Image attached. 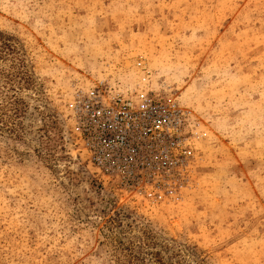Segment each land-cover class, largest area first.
I'll list each match as a JSON object with an SVG mask.
<instances>
[{"label": "rangeland", "instance_id": "obj_1", "mask_svg": "<svg viewBox=\"0 0 264 264\" xmlns=\"http://www.w3.org/2000/svg\"><path fill=\"white\" fill-rule=\"evenodd\" d=\"M93 89L179 120L134 176ZM0 264H264V0H0Z\"/></svg>", "mask_w": 264, "mask_h": 264}, {"label": "built area", "instance_id": "obj_2", "mask_svg": "<svg viewBox=\"0 0 264 264\" xmlns=\"http://www.w3.org/2000/svg\"><path fill=\"white\" fill-rule=\"evenodd\" d=\"M74 117L93 161L124 176H134L155 146L173 140L179 122L170 105L151 95L109 98L100 89L78 97Z\"/></svg>", "mask_w": 264, "mask_h": 264}]
</instances>
